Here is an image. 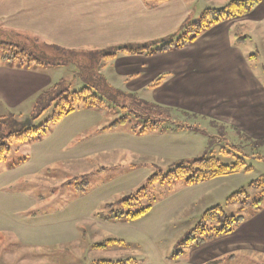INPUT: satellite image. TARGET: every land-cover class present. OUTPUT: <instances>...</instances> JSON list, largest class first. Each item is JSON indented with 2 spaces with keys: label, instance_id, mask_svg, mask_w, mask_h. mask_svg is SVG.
I'll return each instance as SVG.
<instances>
[{
  "label": "rangeland",
  "instance_id": "1",
  "mask_svg": "<svg viewBox=\"0 0 264 264\" xmlns=\"http://www.w3.org/2000/svg\"><path fill=\"white\" fill-rule=\"evenodd\" d=\"M207 2L215 3L203 0L194 7L203 11ZM16 41L25 46L27 54L45 61V66L33 68L50 74L54 86L38 103L29 101L11 112L4 110L0 141L12 131L29 129V120L35 127L49 121L55 113L51 100L67 89L92 90L104 100L105 109L80 106L49 124L44 135L31 134L23 142L10 144V151L0 160V264H188V252H196L195 256L213 253L209 264H264V256L258 254L214 253V246L229 242L218 240L225 235L195 248L182 247L212 207L222 206L228 215H252L250 207L241 209L240 204H228L227 200L264 177V160L256 158L264 156V146L252 143L259 140L249 142L231 128L218 133L210 124L211 117L197 116L204 133L179 130L181 125L197 122L182 112L191 111L172 113L155 103L154 88L137 93L129 90L133 82L111 84L123 80L105 56L113 54L115 47L95 53L62 54L69 60L59 61L40 56L39 40L37 43L35 38L18 37L0 28V42ZM108 88L131 91L127 93L140 105L134 104L133 111L124 113L108 101L113 98ZM125 115L129 116L128 123L109 127ZM146 115L151 116L149 122L158 117L170 118L173 124L142 135L133 133L135 128L145 126ZM204 154L225 164L244 160L252 170L197 184L180 180L149 185L152 176L166 175L178 163ZM145 187L149 189L125 210L151 207L149 211L133 220L103 219L112 216L110 210L121 211L120 200ZM257 193L251 191L252 200L259 197ZM105 243L107 247H97Z\"/></svg>",
  "mask_w": 264,
  "mask_h": 264
},
{
  "label": "crops",
  "instance_id": "2",
  "mask_svg": "<svg viewBox=\"0 0 264 264\" xmlns=\"http://www.w3.org/2000/svg\"><path fill=\"white\" fill-rule=\"evenodd\" d=\"M202 1L0 0V28L18 37L35 38L37 43L39 40L40 56L47 58L61 55L52 46L75 53L115 47V55L107 60L123 80L111 83L113 86L133 82L129 90L142 93L163 76L161 84L154 88L155 103L172 113L189 110L191 113L181 111L192 120L197 121V116L211 117L210 124L218 133L220 129L231 128L249 142L261 141L264 139V0H257L250 14L215 24L195 42L178 50L131 54L121 47L169 38L186 24L197 21L205 10L224 8L230 0L207 2L209 5L203 11L196 10L194 5ZM53 86L54 78L50 74L39 68L4 63L0 55V116L5 114L4 110L11 112L29 101L38 103L39 94ZM166 120L165 125L172 123V119ZM188 124L177 129L205 132L198 121ZM245 218L230 234L218 239L229 242L214 246V253L264 256V203ZM192 253L187 254L188 264H209L214 257L213 253L197 256L196 252Z\"/></svg>",
  "mask_w": 264,
  "mask_h": 264
},
{
  "label": "trees",
  "instance_id": "3",
  "mask_svg": "<svg viewBox=\"0 0 264 264\" xmlns=\"http://www.w3.org/2000/svg\"><path fill=\"white\" fill-rule=\"evenodd\" d=\"M158 1L160 2L163 0ZM257 2V0H230L228 5L224 8L205 10L197 21L186 24L180 29L178 33L173 34L169 38L144 44H129L123 49L131 54H157L184 48L195 42L209 27L223 21L233 20L250 14L257 5ZM52 47L60 51L62 58H60L61 56L52 58L59 61L68 59V57H63L64 55L62 54L71 55L75 53L73 51H66L59 46ZM0 50H2L1 60L7 64L12 65L18 63L20 67H24L26 69H31L34 66L46 65L43 59H39L33 55L27 54L25 46H21L19 44L0 42ZM114 55L115 52L111 55L105 56L109 58L113 57ZM163 78V76L160 77L156 83L151 86V88L158 87L161 84ZM52 89L53 87L39 94L36 101L48 96V93ZM108 90L113 93V98L109 99L108 101L114 105L116 104L122 109L124 113H126V110L133 111L134 104L140 105L131 95L127 93L110 88H108ZM50 103V106H55V113L49 119V121L45 122L40 127L33 126L29 129L23 128L19 131H12L7 136L5 135L2 138V141H0V160H2L5 154L10 151V144L14 142H23L31 134L36 136L44 135L49 124L58 122L65 115L75 112L80 106H84L89 110L96 111H103L105 109L104 100L96 95H93V91L87 88L78 92H71L70 89H67L53 98ZM144 115L139 114L138 117H142ZM146 117H148V121L146 122L145 126H142L141 128L139 127L137 129L135 128L133 133L138 135L145 134L150 130L161 127L167 121L166 118L158 119L157 117L155 121L149 122L151 116L146 115ZM1 120L4 121L5 118L0 116V121ZM128 121L129 116L125 115L120 120L114 122L110 128L123 126L124 124L128 123ZM179 127L180 129L183 128V126ZM252 143L257 147H262L264 145V141ZM256 158L259 160H264V156H256ZM243 170L248 172L252 170V167H248L244 160L237 159V161L233 164H225L214 157L201 156L194 160L182 161L178 163L175 165L174 170L170 171L166 175L159 173L152 176L148 183L149 185H154L157 183L171 184L176 181L184 180L187 184H197L218 177L226 176L231 173L241 172ZM148 189V187L142 188L129 197L120 200L118 203L122 204L123 206V208H120L121 211L114 213V210H110L112 216L105 217L103 219L106 221H116L122 219L133 220L142 214H145L151 207H147L135 212L130 210L126 211L125 209L132 207L133 202L137 201V198L141 197V195H143ZM251 191L256 193L258 192L259 197L252 200L253 195L251 194ZM227 202L228 204H240L241 209L250 207L253 211L259 210L264 203V177H261L257 181L251 183L247 189L241 188L238 192L229 197ZM110 207H112V204L108 205V208ZM245 219L246 218L243 215H228L222 206L212 207L204 213L198 225L188 234V237L185 238L182 247L195 248L202 246L220 236L227 235L231 233L236 226L244 222ZM108 243L98 245L97 247L105 248L107 247ZM100 264L124 263L102 262Z\"/></svg>",
  "mask_w": 264,
  "mask_h": 264
},
{
  "label": "water",
  "instance_id": "4",
  "mask_svg": "<svg viewBox=\"0 0 264 264\" xmlns=\"http://www.w3.org/2000/svg\"><path fill=\"white\" fill-rule=\"evenodd\" d=\"M27 124H28V125H31L32 123H31V121L29 120V122H27Z\"/></svg>",
  "mask_w": 264,
  "mask_h": 264
}]
</instances>
